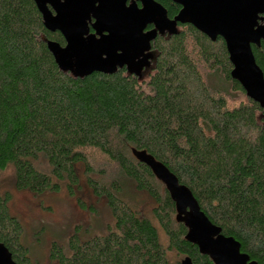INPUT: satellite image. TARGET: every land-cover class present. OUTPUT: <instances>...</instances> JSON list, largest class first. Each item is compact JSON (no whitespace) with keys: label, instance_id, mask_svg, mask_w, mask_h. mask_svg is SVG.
<instances>
[{"label":"trees","instance_id":"obj_1","mask_svg":"<svg viewBox=\"0 0 264 264\" xmlns=\"http://www.w3.org/2000/svg\"><path fill=\"white\" fill-rule=\"evenodd\" d=\"M155 1L170 19L180 10L171 0ZM177 31L151 42L153 59L140 78L125 69L74 78L49 53L46 41L63 46L64 40L44 28L34 2L0 0V173L11 170L14 188L31 195L64 185L75 198L87 188L106 200L113 220L102 235L81 241L76 232L67 248L53 244L51 264H167L168 251L193 264H213L184 240L186 229L175 221L165 187L132 149L162 163L224 236L264 264V112L250 99L228 106L233 93L246 95L230 77L221 38L212 42L188 24ZM251 49L264 77V42ZM92 150L117 168L108 185L94 178ZM41 159L49 173L38 170ZM126 182L155 203L167 248L152 223L124 201ZM9 198L0 196V243L16 264H38L20 243Z\"/></svg>","mask_w":264,"mask_h":264},{"label":"water","instance_id":"obj_2","mask_svg":"<svg viewBox=\"0 0 264 264\" xmlns=\"http://www.w3.org/2000/svg\"><path fill=\"white\" fill-rule=\"evenodd\" d=\"M32 1L44 28L58 32L64 40L63 46L45 42L63 73L84 78L93 73L112 75L125 68L140 78L153 59L151 42L157 36L176 35L178 25L188 24L212 42L224 41L231 79L264 112V77L251 49L264 42V0H171L181 8L173 19L155 0ZM150 25L153 29L145 31ZM90 28L94 33H89ZM131 153L165 187L174 204L175 221L186 229L184 240L196 246L200 255L213 264H257L240 251L237 241L209 221L190 190L162 163L146 151L132 149ZM0 264H16L2 243ZM180 264L193 263L184 257Z\"/></svg>","mask_w":264,"mask_h":264},{"label":"rangeland","instance_id":"obj_3","mask_svg":"<svg viewBox=\"0 0 264 264\" xmlns=\"http://www.w3.org/2000/svg\"><path fill=\"white\" fill-rule=\"evenodd\" d=\"M187 50L197 55L192 41H187ZM204 72H206L205 69ZM146 74L142 79L146 78ZM233 96L236 97L228 98L230 108L246 103L248 99L241 94L233 93ZM88 156L89 163L95 170L94 178L100 183L108 185L118 176L116 166L98 151L92 150ZM37 168L49 173L47 163L42 159L38 161ZM124 184H126L123 187L124 201L138 215L152 223L157 230L161 245L167 248L168 239L153 216L155 203L146 193L136 192L127 182ZM61 186L58 192L31 195L14 188L11 170L0 173V196L4 194L10 196L8 212L20 224V243L29 251L31 262L51 264L49 254L53 244H58L65 249L68 239L76 232L80 240L84 241L104 234L107 227L113 226V220L104 198H95L87 188L82 189L75 198H72L65 186ZM76 197L82 198V205L77 203ZM182 259L183 257L174 251L167 253V264H180Z\"/></svg>","mask_w":264,"mask_h":264},{"label":"flooded vegetation","instance_id":"obj_4","mask_svg":"<svg viewBox=\"0 0 264 264\" xmlns=\"http://www.w3.org/2000/svg\"><path fill=\"white\" fill-rule=\"evenodd\" d=\"M127 4H129V2L127 3ZM137 6L138 7H141V5L139 4V3H137ZM180 7V6H179ZM181 9V8H180ZM261 24V23H260ZM151 29H153V26L152 25H150V26H147V28H146V30L145 31H148V30H151ZM89 33H94V31L90 28V31H89ZM167 35V34H166ZM123 69H125V68H123ZM126 70V69H125ZM145 69H143V71H144ZM142 71V72H143Z\"/></svg>","mask_w":264,"mask_h":264}]
</instances>
